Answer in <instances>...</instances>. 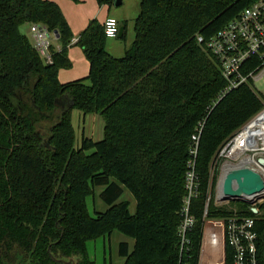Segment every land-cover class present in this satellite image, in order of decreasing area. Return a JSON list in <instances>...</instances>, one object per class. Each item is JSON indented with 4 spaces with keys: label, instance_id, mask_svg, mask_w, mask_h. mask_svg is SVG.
Returning <instances> with one entry per match:
<instances>
[{
    "label": "trees",
    "instance_id": "obj_1",
    "mask_svg": "<svg viewBox=\"0 0 264 264\" xmlns=\"http://www.w3.org/2000/svg\"><path fill=\"white\" fill-rule=\"evenodd\" d=\"M256 1L140 0L135 39L118 58L107 52L104 26L94 19L75 43L89 61L88 75L61 83L59 71L73 65L74 34L59 5L0 0V264H67L61 260L75 256L77 264H95L87 242L114 231L134 240L132 249L120 243L124 264H233L227 218L235 211L255 218L257 264H264V201L257 213L245 202L215 205L212 173L220 149L262 110L264 96L248 85L224 95L220 63L206 47ZM97 2L112 8L115 0ZM34 23L59 34L52 63L22 31ZM73 110L100 115L103 139L83 135L75 147ZM193 159L195 224L181 256ZM96 187H104L108 208L94 217L87 199ZM124 188L136 200L134 214L128 201L117 202Z\"/></svg>",
    "mask_w": 264,
    "mask_h": 264
},
{
    "label": "built area",
    "instance_id": "obj_2",
    "mask_svg": "<svg viewBox=\"0 0 264 264\" xmlns=\"http://www.w3.org/2000/svg\"><path fill=\"white\" fill-rule=\"evenodd\" d=\"M103 26L108 39L118 38L120 23L116 19L107 18ZM29 30L33 47L46 63H52V48L57 40L55 32L41 23L30 24ZM199 41L202 42V38ZM206 47L220 63L222 77L227 83L224 95L248 85L258 95L264 96V0H257L245 8L237 18L213 35L206 42ZM193 141L195 148L192 153L196 157L199 134L193 136ZM240 158L243 160L237 164L227 163L246 164L263 174L264 165L258 164L257 159L264 158V107L224 144L216 156V159L232 161ZM189 167V196L185 200L183 220L179 227L181 256L188 249L189 233L195 224L193 216L189 214L190 198L196 192L198 181L195 159L189 162ZM257 204L251 205L252 210L257 209ZM257 242L255 218L237 211L227 218V243L233 253V264H257Z\"/></svg>",
    "mask_w": 264,
    "mask_h": 264
},
{
    "label": "rangeland",
    "instance_id": "obj_3",
    "mask_svg": "<svg viewBox=\"0 0 264 264\" xmlns=\"http://www.w3.org/2000/svg\"><path fill=\"white\" fill-rule=\"evenodd\" d=\"M66 3H70L68 0H59ZM122 4L119 6H113L111 9L108 7H100L96 0H85L84 5V15H88L91 10H94L98 5L99 8V22H103L106 18L116 19L121 27L126 26L125 37L106 39V50L109 54L114 57H122L127 50L130 49L132 43L135 39V20L140 14V0H121ZM62 9L66 13V17L70 18L73 22L74 18L71 17L70 11L63 6ZM73 13V12H72ZM98 16V15H97ZM22 31L29 37L32 41L31 33L28 28V24L22 28ZM80 48V47H79ZM82 49V48H81ZM83 51V49H82ZM87 72V74H86ZM82 74V73H81ZM83 76L88 75V71H84ZM82 76V77H83ZM80 77V78H82ZM79 79V78H78ZM264 90V87H263ZM80 116V117H79ZM80 118V119H79ZM85 119L84 123L83 120ZM73 126L76 131L74 146L80 147L82 137L90 136L94 141H100L104 137V120L100 115H84L79 110H73ZM88 137V138H90ZM221 160V161H220ZM243 160V158L232 161L231 159H216L213 162L212 173L217 176L216 186L213 192V202L217 206H230V208H235L230 205L231 201H219L220 194V180L223 175L224 166L227 162L236 163ZM245 162L248 161L247 158L244 159ZM220 164L219 171H217V166ZM264 171V170H263ZM262 171V172H263ZM264 174V172H263ZM104 187H96L94 196L87 199L88 210L92 216H96V212H104L108 206L101 200V193ZM128 201L130 203V211L132 214L136 211V200L131 194V192L124 188V193L119 198L117 202ZM264 201V195L257 201ZM127 242L130 245V249L134 246V240L123 235L119 231H114L111 235L99 236L96 239H91L87 242V254L91 261L95 264H124L125 259L120 256L119 248L120 243ZM72 259L79 260V256H75Z\"/></svg>",
    "mask_w": 264,
    "mask_h": 264
},
{
    "label": "water",
    "instance_id": "obj_4",
    "mask_svg": "<svg viewBox=\"0 0 264 264\" xmlns=\"http://www.w3.org/2000/svg\"><path fill=\"white\" fill-rule=\"evenodd\" d=\"M121 0H115L114 6L121 5ZM124 27H120L118 37L123 35ZM55 36L59 39L58 32ZM68 100L67 106L70 107ZM257 163L264 165V158L257 159ZM226 172L223 171L220 180L219 201L245 202L254 205L264 195V175L246 164L235 165ZM257 213V209L253 210ZM67 264H77L76 259L61 260Z\"/></svg>",
    "mask_w": 264,
    "mask_h": 264
},
{
    "label": "crops",
    "instance_id": "obj_5",
    "mask_svg": "<svg viewBox=\"0 0 264 264\" xmlns=\"http://www.w3.org/2000/svg\"><path fill=\"white\" fill-rule=\"evenodd\" d=\"M51 1H54L55 3H57L59 5V7L61 8V10H62L65 18L67 19V21H68V23L72 29V32L74 34L72 46L69 48V58L73 64L72 68L61 69L58 73L59 81L61 83H68V82L78 80V78L81 79L80 77L85 75L84 71H88V73H89V70H90L89 61L86 59L84 51H82V49L79 48V46H77L75 43L78 40L79 35L88 26L90 21H92L94 19L99 20V10L97 9V7L99 8V5L94 10H91L88 15H84L83 14V11H84L83 3L85 2V0H80L79 3H75L72 0H68L70 3H66L64 1H59V0H51ZM96 2H97V0H96ZM97 4H98V2H97ZM63 6H65L70 11L71 17L74 18L73 22L70 21V18L66 17V15H65L66 13L62 9ZM100 7H104V6H100ZM105 7H108V6H105ZM109 9H111V8H109ZM104 21L103 22L100 21V23L103 24ZM120 27H121V25H120ZM28 28H29V25H28ZM54 46L57 49L60 48L58 39L54 42ZM86 74H87V72H86ZM84 77H86V76H83L82 78H84ZM72 120H73V113H72ZM84 121H85V119L83 120V123H84ZM87 137H90V136H87Z\"/></svg>",
    "mask_w": 264,
    "mask_h": 264
},
{
    "label": "bare ground",
    "instance_id": "obj_6",
    "mask_svg": "<svg viewBox=\"0 0 264 264\" xmlns=\"http://www.w3.org/2000/svg\"><path fill=\"white\" fill-rule=\"evenodd\" d=\"M232 167L231 164H227L224 168V172H226L227 170H229ZM264 172V171H263Z\"/></svg>",
    "mask_w": 264,
    "mask_h": 264
}]
</instances>
